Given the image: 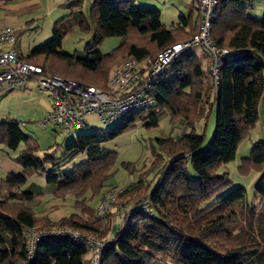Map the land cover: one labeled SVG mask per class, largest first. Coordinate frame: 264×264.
Wrapping results in <instances>:
<instances>
[{
	"label": "trees",
	"instance_id": "16d2710c",
	"mask_svg": "<svg viewBox=\"0 0 264 264\" xmlns=\"http://www.w3.org/2000/svg\"><path fill=\"white\" fill-rule=\"evenodd\" d=\"M84 1H70L71 13L55 23L52 39L26 57L18 53L19 57L41 65L46 74L107 90L112 69L135 60L145 71L159 52L192 38L200 21L197 0H193L196 16L193 12L182 14L181 22L172 28L161 21L160 10L140 8L136 0H92L89 18ZM245 1L219 0L216 7L210 37L217 48L229 51L217 82L208 56L207 62H202L195 52H184L162 78L153 82L151 106L124 116L108 131L76 135L60 158L52 153L38 159L40 146L24 132L22 123L0 118V146L9 152L18 151L15 160L26 171L46 173L47 183L56 185L54 196H72L79 211L59 221L38 216L26 203L34 198L30 191L20 200L9 198L27 180L24 173L8 174L0 188V264H90L87 249L67 236H44L30 253L27 230L60 226L101 239L111 236L101 264H264V207L246 203L245 187L233 186L227 172L221 171L236 158L240 143L260 119L262 103L264 117V17L249 15ZM74 26L93 30L86 44V58L61 50L64 37ZM111 36L123 37L121 44L101 54L97 48ZM214 107L215 130L203 148ZM164 110L172 124H183L188 131L178 138L159 139L167 159L162 154L156 159L155 165H162L153 189H147L140 180L116 191L119 200L113 205L129 203L123 226L104 223L105 217L90 204L94 197L100 202L114 174L117 153L104 144L138 122L156 125ZM200 123L202 132L196 127ZM48 125L52 126L43 128ZM21 143L24 148L18 150ZM81 154L87 158L67 171L68 163ZM189 163L194 173L189 171ZM263 165L264 142L260 141L243 159L239 172L246 174L252 168L262 171ZM3 189L6 193L1 192ZM255 191L264 204V171ZM144 201H148L151 212L142 205Z\"/></svg>",
	"mask_w": 264,
	"mask_h": 264
},
{
	"label": "rangeland",
	"instance_id": "374dc122",
	"mask_svg": "<svg viewBox=\"0 0 264 264\" xmlns=\"http://www.w3.org/2000/svg\"><path fill=\"white\" fill-rule=\"evenodd\" d=\"M70 1L72 0H45L47 5L45 12L37 17H34V19H31L28 26L19 32V38H22V49L24 50L25 55H29L33 49L41 47L52 39L55 23L71 13V9L68 7V3ZM245 3L248 5L249 15L258 19H262L264 17V0H247ZM136 4L140 8L153 7L160 10L161 21L168 28L177 25L181 14L187 16L189 13L193 12V15L196 16L193 0H136ZM91 5L92 0L84 1V12L87 18H89ZM197 5L199 6V0H197ZM92 37L93 30L83 31L78 26H74L64 37L61 50L70 55L86 58V44ZM122 39L123 37L120 36L107 37L97 50L101 54L110 53L121 44ZM193 52L198 54L202 61L207 60L206 54H204L201 49H197ZM168 68L165 71H167ZM114 70L115 69H112V72L110 73L112 74ZM50 97L53 102L51 95ZM259 112L260 119L251 130L250 134L240 143L236 153V158L227 165L223 166L221 171L227 172L230 179L233 180V186L245 187L247 191L245 200L246 203L262 209L264 204L261 203L262 197L255 191V184L264 171V165L261 168L262 171L252 168L246 174L242 173L241 175L239 172V168L243 165V159L251 155L254 145L260 141L264 142L263 103L260 105ZM46 115L43 114L41 117L40 115H29L30 119L24 120L22 124L24 132L28 136L35 139L40 146L39 150L36 152V157L38 159H44L47 154L52 153L54 156L60 158L65 152L66 145L72 138L76 137V135L89 131L105 132L116 124L115 122H104L100 119L98 114L90 113L85 117L86 124L80 127H73L68 131H58L51 125H48L46 128L41 126V122L44 120ZM16 117L23 119L22 115L16 114ZM215 126L216 107L213 108L208 120V126L205 130L206 139L203 144V148H206L211 141ZM196 127L198 132L203 131L201 123ZM186 131H188L186 126H183L180 123L175 125L172 124L170 121V115L166 110H164L161 112L156 125H145V123L138 122L136 127L125 131L117 138L105 143L104 147L107 150L116 151L117 153L114 174L109 182L110 186L107 187V190L118 191L126 187L127 184L131 182H138L140 180L147 187V189H153L154 184L159 177L162 165H155L156 159L158 156H161V154L167 159V156L161 148L159 139L180 137ZM19 148L20 149L18 150L23 149L24 143H21ZM10 153L11 155L17 154L16 151H11ZM86 158V154L79 155L73 161L68 163L66 170L69 171L75 164L84 161ZM124 162L125 165H123ZM188 169L191 173H194L190 163L188 164ZM24 175L27 180L19 185L17 190L20 192L25 193L30 189L36 190L47 185V174L42 171L30 172L27 170ZM3 176L5 175L2 171H0V188L1 178ZM1 192L6 193L4 189ZM10 194L9 198L11 199L20 200L22 198L17 192H15V194L13 193L14 195ZM49 199L53 205L46 206L45 203ZM118 200L119 199L116 197L113 204L117 205ZM26 203H29V200L26 201ZM99 203V198L97 197H94L90 202L91 207L95 209L99 207ZM113 204L109 208V215L103 218V220L104 223L109 222L111 226H116L122 222L125 212L124 210L126 207H129V203L123 205L119 204V206H115ZM33 209L38 216H46L52 221H59L63 217L79 212L74 207V200L72 196L67 197L66 199H59L55 196L47 195L46 198L42 199L41 203L34 205ZM86 258H89L88 253L86 254Z\"/></svg>",
	"mask_w": 264,
	"mask_h": 264
},
{
	"label": "built area",
	"instance_id": "2783aa9c",
	"mask_svg": "<svg viewBox=\"0 0 264 264\" xmlns=\"http://www.w3.org/2000/svg\"><path fill=\"white\" fill-rule=\"evenodd\" d=\"M218 4L219 0H199L200 21L197 32L192 38L174 43L159 52L145 71L135 60L123 62L111 74L107 90L73 79H66L57 74H46L41 65L21 59L14 47L0 49V85L5 84L11 89L21 88L26 87L30 79H34L40 90L50 94L53 98V106L41 122L42 127L52 124L58 130L68 131L73 127L86 124L85 117L90 113L98 114L104 122H117L131 112L149 107L154 103V99L149 95L153 82L162 78L165 70L184 52L201 49L208 56L210 72L217 82L222 60L229 53L228 49L217 48L210 37L211 25ZM3 42L9 44L16 42V35L12 28L0 29V43ZM116 196L115 190H108L105 193L97 207V213L100 216L109 215V208ZM142 205L148 212H151L148 201H144ZM120 223L122 227L124 215ZM44 236H67L82 244L89 253L90 264H101L103 251L112 239L111 236L101 239L90 232L69 226L34 227L25 233L30 253L34 251L36 243Z\"/></svg>",
	"mask_w": 264,
	"mask_h": 264
},
{
	"label": "crops",
	"instance_id": "0c3cea01",
	"mask_svg": "<svg viewBox=\"0 0 264 264\" xmlns=\"http://www.w3.org/2000/svg\"><path fill=\"white\" fill-rule=\"evenodd\" d=\"M46 6L45 0L0 1V29L10 27L16 35V42L14 44L6 42L0 43V49L14 47L20 55L26 57L28 54L25 55L22 49V38H19V32L28 26L31 19L45 12ZM180 17L177 24L181 22ZM205 61L207 62V60ZM52 106L53 102L50 94L40 90L34 79H30L27 86L21 88L11 89L5 84L0 85V118H14L23 124L24 120L30 119L29 115H40V117L43 116V114L46 115L51 110ZM16 114L22 115L23 119L16 117ZM16 152L18 154V151ZM17 154L11 155L8 150L0 146V171L5 175L1 180H4L7 175L11 173L20 174L26 172L22 165L15 160ZM28 191L34 195V198L27 203L33 208L34 205L41 203L42 199L46 198L47 195L54 196L56 185L47 183L46 186L39 189H30ZM17 193L20 197L24 195V192H20L19 190H17ZM45 204L46 206L53 205L50 199L46 201ZM86 260L89 261V258H86Z\"/></svg>",
	"mask_w": 264,
	"mask_h": 264
}]
</instances>
